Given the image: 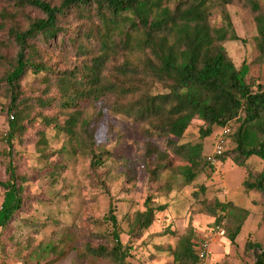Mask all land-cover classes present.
Masks as SVG:
<instances>
[{
    "label": "trees",
    "instance_id": "obj_1",
    "mask_svg": "<svg viewBox=\"0 0 264 264\" xmlns=\"http://www.w3.org/2000/svg\"><path fill=\"white\" fill-rule=\"evenodd\" d=\"M1 2L0 113L8 126L0 132L1 247L13 240L10 235L2 237L3 231L36 200L26 194L30 177L18 171L15 145L33 144L46 162L38 172L52 183L75 156L88 159L87 174L98 181L96 174L113 155L96 140L107 112L123 113L138 124L137 153L130 166L137 165L146 174L157 195H147L143 209L117 219L107 193L106 213L91 221L100 230H83L71 222L54 241L28 240L23 264H60L72 252L84 264H130L132 239H140L167 208L166 202L154 198L172 190L170 177L181 178L180 188L193 183L208 163L203 139L225 126L230 128L225 144L229 139L233 146L217 160L229 155L234 165L242 167L243 190L257 194L259 199L253 203L264 207V84L248 80L249 63L236 66L224 46L244 41L234 30L228 10L235 5L247 10L253 21L254 62L264 59L261 0ZM51 51L62 54L63 66L51 61ZM30 77L34 86L28 93L24 82ZM194 119L201 122L200 140L191 142L185 140V131ZM29 129L34 131L33 138ZM49 129L62 136L60 148L51 149ZM251 157L260 160L259 170L248 162ZM200 204L199 212L213 217L211 227L223 221V236L233 244L248 209L217 198H204ZM51 220L57 226L63 223L56 217H48L45 223ZM123 222H132L125 242L121 240ZM168 234L174 236L168 250L172 263L196 264L200 237L191 220L180 233L166 227L153 236ZM244 248L251 250L253 264H264V247L246 241Z\"/></svg>",
    "mask_w": 264,
    "mask_h": 264
},
{
    "label": "rangeland",
    "instance_id": "obj_2",
    "mask_svg": "<svg viewBox=\"0 0 264 264\" xmlns=\"http://www.w3.org/2000/svg\"><path fill=\"white\" fill-rule=\"evenodd\" d=\"M264 3V0H261ZM2 2L0 0V7ZM236 33L244 39L241 41L226 42L225 49L236 66L242 61L250 65L247 79H254L257 83L264 84V59L259 63L254 62L257 50L255 48V27L247 10L232 5L228 7ZM31 15L37 12L30 10ZM51 61L62 63V54L57 51L48 53ZM69 58L67 62H69ZM31 77L24 82V90L28 93L33 91ZM199 119H194L185 131V140L196 142L198 136ZM5 116L0 113V132L7 129ZM138 124L132 122L123 113H105L104 118L98 125L96 140L99 144H105L110 148L113 155L106 161V167L96 174L98 181L92 180L87 174L88 159L83 156L70 158L64 172L58 181L52 183L50 178L39 174L46 162L41 160L34 151L32 143L25 146L16 144L18 150L16 163L18 171L30 177L26 182V194L36 197L31 204L20 213L21 219L13 222L2 233V237L13 236L12 242H6L4 247L0 245V264H23V256L28 252L27 242L34 239L35 242L56 240L64 225L75 222L83 226V230H100L92 224L93 218L102 217L108 207V194L111 195L115 204L117 219L136 209H143L142 203L149 194L157 195L154 185L147 183L146 174L137 165L130 166L131 160L136 155L135 139L137 138ZM215 132V131H214ZM30 138L34 137V131L28 130ZM47 139L51 149H58L62 144V136L55 135L53 130L47 131ZM215 134L205 137L203 153L205 159L212 150ZM233 144L226 139L225 151L230 150ZM3 144L0 143V148ZM226 156L223 161L215 165L206 163L196 179L188 186L180 188L181 178L170 177L172 190L154 198V201L167 203V208L156 215L155 221L143 232L140 239H132V256L128 259L130 264H173L168 250L174 245V236H153L155 233L170 227L174 233H180L187 225L189 219L197 237L205 236L210 232L213 217L199 212L200 200L217 198L220 201L232 203L247 208L248 215L244 220L235 242L231 244L228 239L222 237L223 244L214 251L211 264H253L251 250H246V241L258 243L264 247V207L253 203L258 200L257 194L245 192L241 186L245 178L242 167L236 166ZM254 168L260 169L262 164L258 158L251 157L248 161ZM173 166H178L176 162ZM164 177L168 173H164ZM4 172L0 166V179ZM104 179V180H102ZM103 181V182H102ZM107 189V190H106ZM2 191L0 189V203ZM56 217L63 222L59 226L47 218ZM132 222L121 224L124 233L121 234L122 242L127 240L126 232L130 231ZM79 245V244H78ZM225 245V246H224ZM218 246V245H217ZM160 247V248H157ZM212 250V249H211ZM84 264L76 259L72 252L60 264L71 262Z\"/></svg>",
    "mask_w": 264,
    "mask_h": 264
},
{
    "label": "built area",
    "instance_id": "obj_3",
    "mask_svg": "<svg viewBox=\"0 0 264 264\" xmlns=\"http://www.w3.org/2000/svg\"><path fill=\"white\" fill-rule=\"evenodd\" d=\"M230 128L228 126L223 127L216 135L212 146L211 152L207 156V161L210 165H215L218 160L217 157L222 154L225 149V138L229 133ZM224 235L223 221L216 224L210 229V232L205 236L200 237V241L196 246V264H207L209 257L210 244L218 237Z\"/></svg>",
    "mask_w": 264,
    "mask_h": 264
},
{
    "label": "crops",
    "instance_id": "obj_4",
    "mask_svg": "<svg viewBox=\"0 0 264 264\" xmlns=\"http://www.w3.org/2000/svg\"><path fill=\"white\" fill-rule=\"evenodd\" d=\"M224 237V236H222ZM222 237H218L216 238L214 241H212V243L210 244V249H209V257H208V260H207V264H211L210 261L211 259L213 258L214 256V251H216L217 249H219V244H223L221 238ZM218 245V246H217ZM225 246V245H224ZM212 249V250H211Z\"/></svg>",
    "mask_w": 264,
    "mask_h": 264
}]
</instances>
